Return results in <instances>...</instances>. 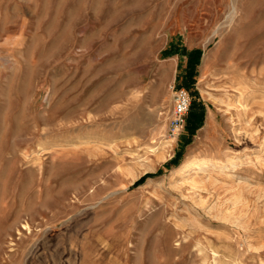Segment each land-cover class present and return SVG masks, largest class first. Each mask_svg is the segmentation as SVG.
<instances>
[{
    "label": "rangeland",
    "instance_id": "obj_1",
    "mask_svg": "<svg viewBox=\"0 0 264 264\" xmlns=\"http://www.w3.org/2000/svg\"><path fill=\"white\" fill-rule=\"evenodd\" d=\"M0 264H264V0H0Z\"/></svg>",
    "mask_w": 264,
    "mask_h": 264
},
{
    "label": "trees",
    "instance_id": "obj_2",
    "mask_svg": "<svg viewBox=\"0 0 264 264\" xmlns=\"http://www.w3.org/2000/svg\"><path fill=\"white\" fill-rule=\"evenodd\" d=\"M168 51H172V50H168ZM181 51L183 54L187 55V62H186V69H185V80H184V84L186 86H189L188 84H192L193 81V76L195 75V67L199 61L200 58V54H201V50L200 49H192L189 51H186L184 48H181ZM196 95V91L195 94H193V96ZM203 114H204V107L203 104L200 101H197L196 98H194L190 104L189 107V112H188V116H187V122L186 124L188 125V133H189V137L186 138V140L183 142V145H185L187 142L190 141V136L194 133L195 129L202 123V119H203ZM181 154V150L177 151L175 156H173V158H171L166 164H176L178 162V158ZM152 174L150 173H146L144 175H142L140 178H138L133 185H137L139 183H141L147 176H150Z\"/></svg>",
    "mask_w": 264,
    "mask_h": 264
},
{
    "label": "built area",
    "instance_id": "obj_3",
    "mask_svg": "<svg viewBox=\"0 0 264 264\" xmlns=\"http://www.w3.org/2000/svg\"><path fill=\"white\" fill-rule=\"evenodd\" d=\"M173 90L174 99L169 120V133L176 135L185 125L191 98L188 90L184 87H173Z\"/></svg>",
    "mask_w": 264,
    "mask_h": 264
},
{
    "label": "bare ground",
    "instance_id": "obj_4",
    "mask_svg": "<svg viewBox=\"0 0 264 264\" xmlns=\"http://www.w3.org/2000/svg\"><path fill=\"white\" fill-rule=\"evenodd\" d=\"M208 130V129H207Z\"/></svg>",
    "mask_w": 264,
    "mask_h": 264
}]
</instances>
